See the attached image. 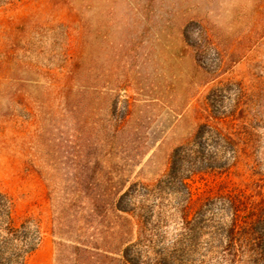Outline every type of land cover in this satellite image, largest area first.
Masks as SVG:
<instances>
[{"label": "rangeland", "instance_id": "rangeland-1", "mask_svg": "<svg viewBox=\"0 0 264 264\" xmlns=\"http://www.w3.org/2000/svg\"><path fill=\"white\" fill-rule=\"evenodd\" d=\"M0 191L25 264H264V0H0Z\"/></svg>", "mask_w": 264, "mask_h": 264}, {"label": "trees", "instance_id": "trees-1", "mask_svg": "<svg viewBox=\"0 0 264 264\" xmlns=\"http://www.w3.org/2000/svg\"><path fill=\"white\" fill-rule=\"evenodd\" d=\"M120 190L121 188L117 186H107L102 190H97V187L94 185L87 186L86 190L80 189V192L83 191L85 193V199L89 197V200L85 201V205L91 204V207L84 210L96 213L101 208L99 211V214H101L106 212L107 208L110 207L112 211L129 213L128 209L123 208L120 204L121 195L116 199ZM102 200L103 203L101 202ZM83 208L85 207L83 206ZM12 210L11 198L6 193L0 191V264H25L28 256L37 249L42 238V231L39 222L31 218L24 219L19 225L15 224ZM237 211L234 212V216L237 215ZM58 216L56 221L59 218L61 220V212ZM54 233L60 234L55 228ZM108 251L118 252L119 248H112ZM123 255L129 260L127 249L123 251Z\"/></svg>", "mask_w": 264, "mask_h": 264}]
</instances>
